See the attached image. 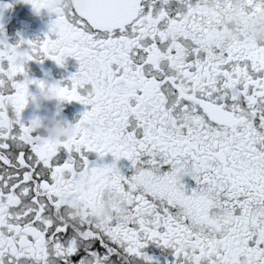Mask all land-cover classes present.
Segmentation results:
<instances>
[{
  "label": "snow or ice",
  "instance_id": "6c2138e0",
  "mask_svg": "<svg viewBox=\"0 0 264 264\" xmlns=\"http://www.w3.org/2000/svg\"><path fill=\"white\" fill-rule=\"evenodd\" d=\"M26 2L39 12L51 0ZM209 2L74 0L43 40H0V264H152L150 241L173 249L170 264H264V47L221 41L229 0ZM68 56L71 84L50 86L91 107L57 145L21 120L29 86L48 85L26 66ZM92 152L126 158L133 174L93 165ZM77 169L91 186L76 195L112 205L106 223L62 199Z\"/></svg>",
  "mask_w": 264,
  "mask_h": 264
},
{
  "label": "clouds",
  "instance_id": "9594fccd",
  "mask_svg": "<svg viewBox=\"0 0 264 264\" xmlns=\"http://www.w3.org/2000/svg\"><path fill=\"white\" fill-rule=\"evenodd\" d=\"M73 3L74 0H51L49 6L41 9H47L49 13L58 15ZM229 4L230 6L222 10V20L218 29L219 39L232 45L264 47V12L250 14L245 0H229ZM207 7L209 11L216 12L214 0L209 2ZM23 51L22 47L17 49L18 53ZM50 85L39 88L36 92L29 91L27 105H32L35 112L45 109L52 102H63ZM78 122L79 120L69 121L59 111H56L51 115H34L29 125L41 141L60 145L70 142L77 135ZM64 183L66 187L61 197L72 205L74 217L91 218L98 224H104L109 220L113 212L111 204L97 200L95 206H92L76 195V190L87 189L91 186L90 173L77 169L73 176L70 171L66 174Z\"/></svg>",
  "mask_w": 264,
  "mask_h": 264
},
{
  "label": "flooded vegetation",
  "instance_id": "af4514ba",
  "mask_svg": "<svg viewBox=\"0 0 264 264\" xmlns=\"http://www.w3.org/2000/svg\"><path fill=\"white\" fill-rule=\"evenodd\" d=\"M11 5V7H3ZM56 19L55 13H49L47 9H41L37 12L31 3L26 0H0V26L3 31L0 32V40L6 41L11 45H16L21 39L24 40H43L46 34H49L50 25ZM54 35V34H52ZM6 65V62H4ZM27 72L30 79L44 80L48 84L60 82L62 85H70V77L79 69V62L73 56L66 57L64 64L59 65L50 58H45L42 62L32 60L27 63ZM39 87L35 84L29 86V91L36 92ZM92 89L91 84L84 85L80 89L82 95H87ZM90 105L82 104L78 101H63L60 103L52 102L45 109L35 112L32 105H27L21 113V120L24 124H29L34 115H51L59 111L67 120H79L82 113L90 110ZM130 122L134 123V117H130ZM34 134H36L34 132ZM89 160L93 165H111L116 163L117 168L122 174L130 176L134 169L131 162L126 158L119 161L111 153L100 157L98 153L89 154ZM186 188L190 191L195 187V182L188 176L182 178ZM149 256L153 257L152 264H170L173 259V249L165 247L155 241L147 243L143 250ZM133 264H145L142 258H137Z\"/></svg>",
  "mask_w": 264,
  "mask_h": 264
}]
</instances>
